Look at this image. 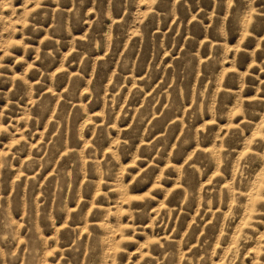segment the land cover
I'll use <instances>...</instances> for the list:
<instances>
[{"label":"rangeland","instance_id":"rangeland-1","mask_svg":"<svg viewBox=\"0 0 264 264\" xmlns=\"http://www.w3.org/2000/svg\"><path fill=\"white\" fill-rule=\"evenodd\" d=\"M0 264H264V0H0Z\"/></svg>","mask_w":264,"mask_h":264}]
</instances>
